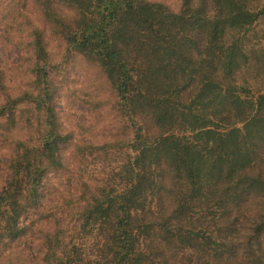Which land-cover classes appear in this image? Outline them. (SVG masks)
Returning <instances> with one entry per match:
<instances>
[{
	"label": "trees",
	"instance_id": "16d2710c",
	"mask_svg": "<svg viewBox=\"0 0 264 264\" xmlns=\"http://www.w3.org/2000/svg\"><path fill=\"white\" fill-rule=\"evenodd\" d=\"M257 1L181 0L175 11L153 0H24L41 19L28 20L32 79L11 95L0 69V129L10 134L27 106L39 141L8 136L0 248L24 234L21 219L69 144L76 155L103 150L72 145L59 121L49 34L102 69L131 137L119 181L83 197L76 242L45 235L42 264H264V91L238 82L243 38L264 14Z\"/></svg>",
	"mask_w": 264,
	"mask_h": 264
},
{
	"label": "rangeland",
	"instance_id": "374dc122",
	"mask_svg": "<svg viewBox=\"0 0 264 264\" xmlns=\"http://www.w3.org/2000/svg\"><path fill=\"white\" fill-rule=\"evenodd\" d=\"M173 10L179 9L181 0H153ZM24 0H0V69L4 88L11 95L28 89L33 63L28 20L40 21V12ZM264 0H258L259 11ZM20 9V10H19ZM246 43L248 65L238 74V82L248 85L257 93L264 91V14L243 38ZM48 78L54 85L53 108L72 145L92 143L103 150L76 155L74 147L65 151L64 165L48 175L41 205L21 219L24 234L13 241H5L0 248V264H42L48 247L44 245L47 233L56 234L67 244L79 224V209L84 196L96 185L117 183L127 159V141L131 137L130 124L121 111L117 98L102 69L87 61L57 36L47 34ZM5 100L0 89V104ZM20 113L18 123L9 132L0 134V189L6 182L9 152L8 136L20 137L34 144L39 141V124L27 106ZM116 181V182H115ZM76 242V237L73 236Z\"/></svg>",
	"mask_w": 264,
	"mask_h": 264
}]
</instances>
